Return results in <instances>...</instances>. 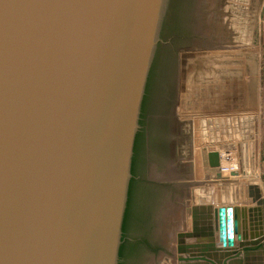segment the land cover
I'll return each mask as SVG.
<instances>
[{
    "label": "water",
    "instance_id": "obj_1",
    "mask_svg": "<svg viewBox=\"0 0 264 264\" xmlns=\"http://www.w3.org/2000/svg\"><path fill=\"white\" fill-rule=\"evenodd\" d=\"M165 5L0 0V264H117ZM219 155L209 154L212 168ZM249 190L252 208L186 209L179 264H264V196Z\"/></svg>",
    "mask_w": 264,
    "mask_h": 264
},
{
    "label": "rangeland",
    "instance_id": "obj_2",
    "mask_svg": "<svg viewBox=\"0 0 264 264\" xmlns=\"http://www.w3.org/2000/svg\"><path fill=\"white\" fill-rule=\"evenodd\" d=\"M206 4L203 10L198 4L197 40L207 52L197 54L201 65L185 75L186 92L179 111L182 122L194 134V140L188 141L186 162L197 166L200 178L194 180L201 183L185 184L181 203L165 218L167 230L175 226L171 220L176 221L181 209L216 200L229 204L253 202L250 185H258L264 196V0H215V8ZM206 32L217 38L225 36L211 39L215 42L212 44ZM215 46L217 51L223 47L225 53L213 54ZM212 152L220 154L219 167L210 166ZM228 166L233 169L222 173ZM192 176L190 173L188 180ZM182 231L186 228L175 226V236ZM176 241L177 237L172 242L175 247ZM171 254L160 258L158 264H179L177 252Z\"/></svg>",
    "mask_w": 264,
    "mask_h": 264
},
{
    "label": "flooded vegetation",
    "instance_id": "obj_3",
    "mask_svg": "<svg viewBox=\"0 0 264 264\" xmlns=\"http://www.w3.org/2000/svg\"><path fill=\"white\" fill-rule=\"evenodd\" d=\"M194 6L195 0H166L160 40L140 101L128 213L117 264H158L163 256L172 255L167 248L165 218L181 203L184 186L190 180L187 177L193 175V165L186 162V155L194 134L179 117L183 70L186 66L194 71L201 65L200 58L184 62L183 54L187 49L202 53L207 48L197 40Z\"/></svg>",
    "mask_w": 264,
    "mask_h": 264
},
{
    "label": "bare ground",
    "instance_id": "obj_4",
    "mask_svg": "<svg viewBox=\"0 0 264 264\" xmlns=\"http://www.w3.org/2000/svg\"><path fill=\"white\" fill-rule=\"evenodd\" d=\"M212 2H210V0H200V3H199V9L200 10H203L202 8L203 7H205V4L206 5H208V3L210 4V5H212V6H214V8H215V0H211ZM219 1V0H218ZM239 1V0H238ZM217 4V3H216ZM218 5V4H217ZM217 5H216V7H217ZM220 6V5H219ZM202 7V8H201ZM206 8V7H205ZM220 8V7H219ZM208 10V9H207ZM213 10H216V9H213ZM201 12V11H200ZM213 12V11H212ZM211 12V13H212ZM199 13V12H198ZM204 13V12H203ZM212 16V15H211ZM205 19V18H204ZM212 19V18H211ZM217 19V18H216ZM220 19V18H219ZM199 20V23H200V18L198 19ZM209 20V19H208ZM210 21V20H209ZM215 21V20H214ZM217 21V20H216ZM203 23V22H202ZM201 23V24H202ZM211 23V22H210ZM213 23V22H212ZM222 23V22H221ZM203 24H205V23H203ZM215 24V23H214ZM200 25V24H199ZM213 25V24H212ZM202 26V25H201ZM207 27H208V25H207ZM216 27V26H215ZM197 28H199V27H197ZM217 29V28H216ZM220 29V28H219ZM228 30V29H227ZM205 31V30H204ZM219 31V30H218ZM198 32V31H197ZM215 32V31H214ZM213 32V33H214ZM219 32H221V31H219ZM217 33V32H216ZM200 35H201V33H200ZM205 35H207L209 38H210V40L211 39H217V40H220V38H224V36L222 37V36H219L218 38L215 36V35H213L212 34V32L211 33H205ZM217 35V34H216ZM222 35V34H221ZM203 37H205V36H203ZM212 41V40H211ZM217 42V41H216ZM210 43H212V44H215V42L213 43V41L212 42H210ZM216 48H218L217 46H215V48H214V50L212 51V52H214L213 54H215L216 56H220V54H222V53H225V51H224V48L223 47H221L222 49L221 50H219V51H217V49ZM220 48V47H219ZM216 49V50H215ZM223 50V51H222ZM205 52H202L201 54H204ZM200 54V53H199ZM200 54V55H201ZM206 54V53H205ZM204 54V55H205ZM195 55H197V54H195ZM199 55V56H200ZM212 55V54H211ZM199 56H196V57H198L199 58ZM215 74V73H214ZM233 169V167L232 166H228V167H223L222 168V173L223 172H227V171H230V170H232ZM221 195L219 194V197H220ZM219 204L221 203V202H218ZM213 204L214 205H219V204H217V202H214L213 201ZM179 213V212H178ZM177 215V214H176ZM172 223H174V225L177 227V229H179V230H183V229H185L186 228V230L187 229H189V223H188V217H187V211L185 210V209H181L180 210V214H178V217H176V221L175 222H173V219L171 220V224ZM177 223V224H176ZM187 225V226H186ZM175 226L172 228V229H166V236H167V240H168V246L169 247H167V248H169V251L171 252V253H173V252H177V246L175 247V246H173V244H172V242H173V240L175 239V237H177V235L179 234V233H177V235L175 236V232H174V228H175ZM172 227V226H171ZM183 232V231H182ZM181 232V233H182ZM176 243H177V241H176ZM178 255V254H177ZM174 263H176V261H174Z\"/></svg>",
    "mask_w": 264,
    "mask_h": 264
},
{
    "label": "crops",
    "instance_id": "obj_5",
    "mask_svg": "<svg viewBox=\"0 0 264 264\" xmlns=\"http://www.w3.org/2000/svg\"><path fill=\"white\" fill-rule=\"evenodd\" d=\"M195 167L193 166V176H192V179L191 180H189V181H187V183L186 184H193L192 186H199V184L201 183H198V181H197V183L195 182ZM189 182V183H188ZM190 196H192L191 194H190ZM187 199V198H186ZM221 199H223V197L221 196ZM222 202V201H221ZM197 205H200V204H197ZM208 205H213L215 208H220L223 204L222 203H220V205H214L213 203H211V204H208ZM225 205H233V206H241V207H247V208H252V207H255L256 205L251 201H249V203H248V201L246 202V204L244 203V204H229V203H225Z\"/></svg>",
    "mask_w": 264,
    "mask_h": 264
},
{
    "label": "trees",
    "instance_id": "obj_6",
    "mask_svg": "<svg viewBox=\"0 0 264 264\" xmlns=\"http://www.w3.org/2000/svg\"><path fill=\"white\" fill-rule=\"evenodd\" d=\"M129 196H130V192L128 193V201H127V206H126L125 215H124V219H123L122 230H124L125 219H126V216H127V213H128Z\"/></svg>",
    "mask_w": 264,
    "mask_h": 264
}]
</instances>
